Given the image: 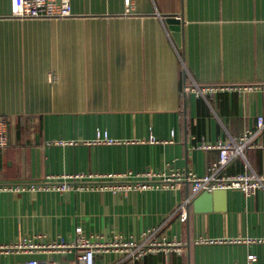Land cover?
Segmentation results:
<instances>
[{
	"label": "crops",
	"instance_id": "1",
	"mask_svg": "<svg viewBox=\"0 0 264 264\" xmlns=\"http://www.w3.org/2000/svg\"><path fill=\"white\" fill-rule=\"evenodd\" d=\"M70 6L67 16L28 18L12 14V0H0L7 137L0 184L78 173L84 181L111 174L104 184L129 187L1 189L0 243L26 238L38 246L0 252V264H76V249L59 245L74 239L76 226L93 242L139 243L155 228L157 239L182 244L179 252L134 260L98 250L94 264H249V253L252 264H264V190L199 192L186 219L177 216L192 193L185 174H204L218 159L217 149L200 145L236 138L264 115L263 91L236 88L264 83V0ZM194 85L223 88L196 95L188 89ZM257 140L264 142V128ZM246 170L264 174V148L247 149L223 168ZM171 171L180 180L166 184ZM145 180L147 187L136 185Z\"/></svg>",
	"mask_w": 264,
	"mask_h": 264
},
{
	"label": "built area",
	"instance_id": "2",
	"mask_svg": "<svg viewBox=\"0 0 264 264\" xmlns=\"http://www.w3.org/2000/svg\"><path fill=\"white\" fill-rule=\"evenodd\" d=\"M71 10L70 0H12V14L20 17L28 18H57L69 15ZM222 86H200L194 85L189 87V91H193L196 95H203L204 93H213ZM238 90L258 88L264 92V83L262 84H248L236 87ZM6 122L5 117L0 115V148L5 147L7 143L6 137ZM264 128V115L256 117V123L253 129H245L238 137L230 138L227 141L217 140L214 143H202V148H215L218 150V159L211 166H209L206 173L198 175L193 172H187L184 176L186 181L191 185V196L180 204L177 209V216L180 220H185L187 217V204L194 194L199 192H211L217 189H238L244 195H253L257 190H264V174H256L252 170H246L236 174H226L223 172L224 166L228 161L234 157L240 156L244 158V152L252 148H264V142L257 140L258 133ZM110 142V140H107ZM163 175V174H161ZM160 175V176H161ZM113 175L107 174L99 176L91 181L82 180L83 176L78 173L63 174L56 176H49L42 182L37 183H16V184H0V190H11L22 192L24 190L35 189H56V190H70L88 187H108L119 188L129 187L115 182H108L104 184L102 177L110 178ZM147 176L152 178L150 172ZM90 177V176H88ZM98 177V176H97ZM166 184L180 180V176L175 173L162 178ZM117 182V181H116ZM95 183V184H94ZM151 183V182H150ZM149 181H137L136 185L139 187H147ZM75 237L70 243H59L60 246L76 249V264H94V253L98 250H120L131 259H138L148 252L153 251H177L179 252L182 244L176 241H169L166 239H157V230L150 228L144 232L143 236H147L143 241L137 243L132 240L123 241L118 237H114L105 242H93L82 232L80 226L75 227ZM53 244L52 246H55ZM38 246L33 244L29 239L21 238L18 241L10 244L0 243V252L8 253L10 251H21ZM40 246V245H39ZM256 256L252 253L247 254L249 264H252ZM25 264H59L53 260H44L30 258L25 261Z\"/></svg>",
	"mask_w": 264,
	"mask_h": 264
},
{
	"label": "water",
	"instance_id": "3",
	"mask_svg": "<svg viewBox=\"0 0 264 264\" xmlns=\"http://www.w3.org/2000/svg\"><path fill=\"white\" fill-rule=\"evenodd\" d=\"M178 28H175V30H177ZM176 36V41H177V43H178V35L176 34L175 35ZM211 192H214V191H211ZM213 194H220L219 192H217V193H213Z\"/></svg>",
	"mask_w": 264,
	"mask_h": 264
}]
</instances>
